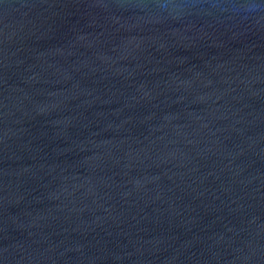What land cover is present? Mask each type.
I'll return each mask as SVG.
<instances>
[{"label":"water","instance_id":"obj_1","mask_svg":"<svg viewBox=\"0 0 264 264\" xmlns=\"http://www.w3.org/2000/svg\"><path fill=\"white\" fill-rule=\"evenodd\" d=\"M0 264H264V0H0Z\"/></svg>","mask_w":264,"mask_h":264},{"label":"clouds","instance_id":"obj_2","mask_svg":"<svg viewBox=\"0 0 264 264\" xmlns=\"http://www.w3.org/2000/svg\"><path fill=\"white\" fill-rule=\"evenodd\" d=\"M168 5H161V7H167ZM179 5H172V7H178ZM240 7L242 8H248V7H251L250 5H240Z\"/></svg>","mask_w":264,"mask_h":264}]
</instances>
